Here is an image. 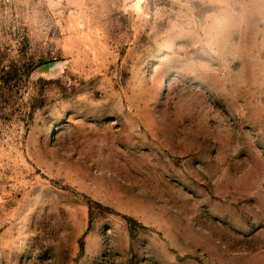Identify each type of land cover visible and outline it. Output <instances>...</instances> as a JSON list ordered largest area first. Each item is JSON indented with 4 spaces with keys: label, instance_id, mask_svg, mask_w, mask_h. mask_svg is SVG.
Here are the masks:
<instances>
[{
    "label": "rangeland",
    "instance_id": "obj_1",
    "mask_svg": "<svg viewBox=\"0 0 264 264\" xmlns=\"http://www.w3.org/2000/svg\"><path fill=\"white\" fill-rule=\"evenodd\" d=\"M0 0V264H264V0Z\"/></svg>",
    "mask_w": 264,
    "mask_h": 264
},
{
    "label": "clouds",
    "instance_id": "obj_2",
    "mask_svg": "<svg viewBox=\"0 0 264 264\" xmlns=\"http://www.w3.org/2000/svg\"><path fill=\"white\" fill-rule=\"evenodd\" d=\"M125 2L127 3L128 0H125ZM145 2H146V0H132L131 7L133 9H135L137 12H140L141 11V5Z\"/></svg>",
    "mask_w": 264,
    "mask_h": 264
}]
</instances>
